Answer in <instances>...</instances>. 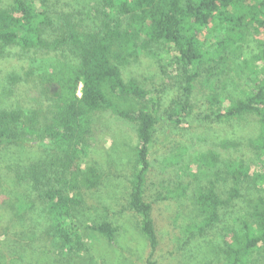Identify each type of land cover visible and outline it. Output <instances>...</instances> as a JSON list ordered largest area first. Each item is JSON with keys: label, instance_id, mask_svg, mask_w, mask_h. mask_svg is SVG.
<instances>
[{"label": "trees", "instance_id": "16d2710c", "mask_svg": "<svg viewBox=\"0 0 264 264\" xmlns=\"http://www.w3.org/2000/svg\"><path fill=\"white\" fill-rule=\"evenodd\" d=\"M72 1L12 0L8 6L0 5V56L13 54L15 63L23 65L24 70L31 56L49 53L56 56L63 52L75 57L74 66L66 67L63 72L38 74L42 90L36 104L0 108V151L10 144L39 145L43 140L52 144L43 158L13 171V182L18 186L27 182L29 190L36 192L44 204L43 213L48 219L46 237L41 243L34 238L24 241L16 232L21 226L13 220L33 210L34 200H25L18 193L15 198L0 194V264H78L88 250L87 229L109 242L115 239L118 225L106 220L81 222L78 216L85 203L84 193L96 188L103 179L100 168L84 163L83 159L89 156L94 144L100 113L108 109L129 121L138 138L129 204L140 217V229L149 241L151 253L155 252L158 232L151 203L144 194L151 167L150 146L159 122L154 107L157 100L135 79L126 81L122 75L123 67L140 49L146 50L154 43H164L165 55L180 62L185 73L187 95L176 101L167 114L168 120L179 124L188 121L193 113L189 99L196 86L194 80L204 69L207 73L203 82L204 104L209 103L205 116L230 120L255 114L259 132L249 145L256 152L264 151V0L254 3L251 0H97L98 7L86 14L98 23L92 30L82 25L81 19L87 18L81 10L73 8ZM250 26L259 35L260 50L255 58L261 64L251 66L256 75L251 80L258 81L243 98L233 99L228 95L221 99L216 80H212L215 72L210 62L217 61V57L223 60V65H215L216 74H222L229 59L225 53L237 40L245 38V29ZM216 32L211 50L206 40ZM25 73L34 75L32 69ZM11 77L12 88L22 83L19 82L22 77ZM29 102L32 103L31 98ZM149 103L152 108L148 107ZM235 144L240 145L225 139L207 152L188 157L182 173L190 175L189 182L184 184L185 180L181 179L176 187H168L171 195L185 197L189 205H194L199 216L184 226L187 242L218 225L224 206L242 197L244 183H252L264 192V164L257 168L241 157L228 159L233 178L228 197H221L214 179L200 185L202 168L217 166L222 149ZM185 151V147H180L166 160L167 165H179ZM191 165H195V170L189 172ZM251 215L252 219L244 220V230L228 227L223 248L227 264H249L252 255L264 251V195L260 194L254 202ZM49 254L53 258L45 262ZM41 255L44 262L39 260Z\"/></svg>", "mask_w": 264, "mask_h": 264}, {"label": "rangeland", "instance_id": "374dc122", "mask_svg": "<svg viewBox=\"0 0 264 264\" xmlns=\"http://www.w3.org/2000/svg\"><path fill=\"white\" fill-rule=\"evenodd\" d=\"M255 1L251 0L252 3ZM11 2L12 0H0V5L8 6ZM72 4L73 8L83 12L84 18H87L86 14L91 13L90 10L98 7L97 0H73ZM81 23L91 30L98 24L92 18L81 19ZM245 33V38L237 40L225 53L229 59L228 65L223 66L222 74H216L218 69L215 65H223V60L217 57V61L210 62L215 72L212 80H216L221 99L228 95L233 99L243 98L251 91L254 82L258 81L251 80L256 76L251 66L261 64L255 58V54L260 50L259 35L253 26L247 27ZM217 34L218 32L206 40V45L211 50ZM223 36L221 32L220 37ZM165 52L164 43H154L146 50L140 49L122 70L126 81L135 79L148 91L152 99L157 100L154 107L157 109L159 122L150 146L151 167L144 195L145 200L151 203V214L158 232V246L155 252L151 253L149 241L140 229V217L129 204L138 138L129 121L108 109L101 111L94 144L89 156L83 159L86 164L97 165L103 173V179L96 188L84 193L85 203L79 209L78 216L81 222L110 221L118 225V231L115 239L109 242L101 234L87 229L88 250L83 253L78 264H227L223 248L228 227L236 231L244 230V220L252 219L254 202L260 194L264 195L254 184L244 183L241 189L242 197L234 198L229 205L224 206L218 225L186 241L184 226L199 216L194 205H189L185 197L171 195L168 187H176L181 179L185 180L184 184L189 182L190 175L182 173L187 158H192L198 152H207L225 139L240 143L239 146L235 144L230 148H223L221 161L217 166L203 167L204 172L199 174L200 185H207L209 179H214L221 197L226 198L233 185L228 159L241 157L248 164L260 168V164H264V151L256 152L249 145L250 139H255L259 132V119L255 114L230 120L205 116L209 103L206 101L204 104L206 86L203 82L207 77L204 69L194 80L196 86L189 99L193 113L188 117V121L179 124L168 120V112L185 94L186 82L182 64L176 62L173 56L165 55ZM53 55L49 53L47 56H31L26 70L32 69L34 75L28 76L26 70L21 68L23 65L18 66L15 63L13 54L0 56V108H21L36 104L37 95L42 90L38 74L52 70L63 72L66 67L74 66L73 55L63 52ZM14 75L22 77L19 81L22 83L12 88L11 76ZM78 94L80 95V90ZM151 105L152 103H149L148 107L152 108ZM137 106L139 107V103ZM51 147L50 141L43 140L39 145H5L0 151V168H6L8 171L6 174V170L0 169V194H9L11 198H15V193H18L22 194L25 200L35 202L33 210L25 215L24 212L18 217L19 220H13L17 225L20 224L21 227L16 232L24 241L34 238L35 242L41 243L46 237L48 219L43 213L44 204L36 192L29 190L28 183L24 182L18 186L13 182V171L43 158ZM180 147L186 148L184 160L179 165H167L166 160ZM191 169L188 168L189 172L195 170V165H191ZM51 245L53 246V243ZM260 251L252 255L249 264H264V251ZM52 258L49 254L45 260L41 255L39 260L48 262Z\"/></svg>", "mask_w": 264, "mask_h": 264}]
</instances>
